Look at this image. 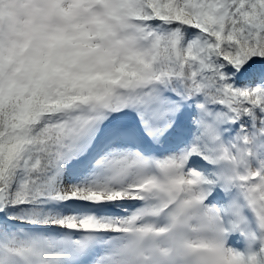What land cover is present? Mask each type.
Returning a JSON list of instances; mask_svg holds the SVG:
<instances>
[{
    "label": "snow or ice",
    "instance_id": "6c2138e0",
    "mask_svg": "<svg viewBox=\"0 0 264 264\" xmlns=\"http://www.w3.org/2000/svg\"><path fill=\"white\" fill-rule=\"evenodd\" d=\"M0 264H264V0H0Z\"/></svg>",
    "mask_w": 264,
    "mask_h": 264
}]
</instances>
